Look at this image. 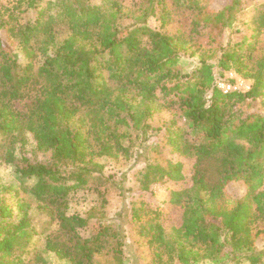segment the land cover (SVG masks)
Listing matches in <instances>:
<instances>
[{
    "label": "trees",
    "instance_id": "1",
    "mask_svg": "<svg viewBox=\"0 0 264 264\" xmlns=\"http://www.w3.org/2000/svg\"><path fill=\"white\" fill-rule=\"evenodd\" d=\"M213 1L15 0L34 18L11 25L16 17L0 16V160L14 174L0 181V264H50V255L51 264H101L106 255L127 264L126 222L153 264H264V1L212 9ZM184 59L195 60L190 70ZM229 71L249 89L223 93L217 81ZM26 135L44 161L20 154ZM121 156L137 164L139 192L121 219L69 212L95 183L100 209L107 182L122 189L97 160ZM156 184L166 185L178 224L165 225L164 207L145 198ZM231 184L242 193L230 194ZM34 210L54 233L38 232Z\"/></svg>",
    "mask_w": 264,
    "mask_h": 264
},
{
    "label": "rangeland",
    "instance_id": "2",
    "mask_svg": "<svg viewBox=\"0 0 264 264\" xmlns=\"http://www.w3.org/2000/svg\"><path fill=\"white\" fill-rule=\"evenodd\" d=\"M228 0H214L211 8L217 9L220 8L223 4H225ZM264 1V0H259ZM15 4V0H0V16L7 20L10 14L12 17H16V21L11 20V25L22 24L27 20H32L35 16L34 10H28L26 12H21L16 8H13ZM148 24L151 27H154L157 22L154 19H151ZM3 36L5 34L8 35L6 31L2 32ZM11 46H12V53L16 56L18 61L21 64L26 62V58L24 56V52L22 51L21 46L18 43V38L13 36L10 38ZM194 59H184L183 62V71L190 70L191 67L194 65ZM230 72L232 75H230ZM241 81L242 83L239 85L240 90H248L250 87V81L244 79L240 76H237L234 72L229 71L226 72L219 80L217 84L220 82L223 83H232L236 84L237 81ZM27 102L26 99L21 101H15L14 105L18 109H24L25 103ZM20 153L21 155L26 156L32 161H44L45 156L41 152H37L33 149L31 144V138L29 135H26V143L23 147V150ZM97 160L101 162L103 165V174L104 176L110 177L109 180L116 181V183L122 184V189L117 190L115 186H110L107 182L108 186V193H107V202L104 205L103 209H100V202L101 200L98 199L97 194L94 192V185L87 187L84 191H78L76 195L71 199L69 204V212L79 213L83 216L87 215L89 210L94 209L96 212V217H99L98 212L102 210L104 213V217H102V221L106 223L116 222L118 219H121V210L123 208L129 207V200L131 199V195L134 196L139 195V192H134L137 183L135 182L134 171L136 170L137 164H133L134 160L132 158H125L123 156L115 159V158H105V157H98ZM184 172L188 178L189 174L191 173L192 169V161L184 160ZM140 164L139 166H141ZM13 170L10 166L3 163L0 160V181L9 182L13 178ZM189 181L186 179L185 181L179 184H171L173 187H179L188 184ZM242 186L241 184H231L228 186V191L230 194L238 195L242 193ZM123 190V194H120V191ZM153 191H158L157 194L152 195L151 193H146V199L148 201L159 204L164 207V224L167 226L178 224L179 222V213L177 210L171 208L164 200L167 199V189L165 184H156L153 187ZM32 222L36 226L38 232H46V233H54L57 226L54 224L48 223V218L41 214L38 210H34L32 212ZM95 222L94 219L90 220V223L85 228L79 230L80 234L84 237H87L91 233V225ZM123 233H124V244L122 247L123 250V259L127 264H153L152 256H151V249L148 245L144 242L143 238L139 236L137 230L130 225V223L126 222L123 224ZM43 244V240L41 236H36L34 240V245L37 248H40ZM258 244L264 245V236L258 241ZM48 262L54 263L55 257L49 256ZM57 263V260L56 262ZM61 263V262H60ZM101 264H114L112 261L111 256L106 255L101 258ZM210 264V263H204Z\"/></svg>",
    "mask_w": 264,
    "mask_h": 264
},
{
    "label": "built area",
    "instance_id": "3",
    "mask_svg": "<svg viewBox=\"0 0 264 264\" xmlns=\"http://www.w3.org/2000/svg\"><path fill=\"white\" fill-rule=\"evenodd\" d=\"M230 75H232V73L230 72ZM241 81H237L236 84H232V83H223V82H219L217 84V86L223 91V93H227L230 91H235V90H240L239 85L241 84Z\"/></svg>",
    "mask_w": 264,
    "mask_h": 264
}]
</instances>
